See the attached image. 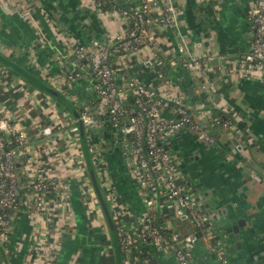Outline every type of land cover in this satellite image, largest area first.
Masks as SVG:
<instances>
[{"label": "crops", "instance_id": "obj_1", "mask_svg": "<svg viewBox=\"0 0 264 264\" xmlns=\"http://www.w3.org/2000/svg\"><path fill=\"white\" fill-rule=\"evenodd\" d=\"M172 1L177 8V26H159L156 43L150 50L139 47L128 55L114 54L115 78L131 95L132 89L125 85L123 77L135 75L150 85L154 82L155 60L164 56L173 81V96L180 98L201 123L217 120L226 124V131L208 150L199 143L195 132L182 129L171 152L181 162L188 180L189 167L199 166L201 156L203 162L198 168L202 185L195 188L191 182L192 191L195 197L211 204V212L219 221L222 217L221 224L230 222L227 216L234 223L243 217L251 220L247 226H252L251 233L245 235L243 229L240 243L229 237L228 226L227 235L221 229L215 237L224 242L230 264H255L253 257L264 245V80L245 74L242 62L255 36L249 14L256 0ZM125 5H138V0H126ZM126 28L121 17L102 14L92 0H0V54L43 84L59 90L78 111L92 106L95 119L85 129L86 139L101 144L108 180L117 191L118 201L124 203L123 208L110 202L107 205L115 224L129 235H136L139 217L148 209L146 194L127 169L109 113L96 106L95 80L87 60L70 51L72 46H89L94 38L106 42ZM180 45L185 49L183 53L178 50ZM194 57L203 61L191 70L184 62ZM0 63L5 66V62ZM8 70L12 82L7 80L0 88V105L12 112L18 125L28 132L31 148L41 161L40 174L48 178L64 176L69 193L67 202L56 210L52 209L54 192L47 191V217L42 218L32 212L27 191L21 185L18 218L7 241L0 243V263L118 264L113 243H103V235L109 236V227L92 191L90 176L79 169L83 149L80 135L79 143L70 131L76 119L74 113L20 72ZM74 71L80 74L74 81L64 79ZM104 196L107 198L105 192ZM171 214L165 210L159 221L168 224ZM173 227L181 233L194 229L188 218L180 224L173 223ZM38 239L45 244L36 243ZM133 264L178 263L172 250L148 245L135 249ZM193 264H220L204 239L196 245Z\"/></svg>", "mask_w": 264, "mask_h": 264}, {"label": "built area", "instance_id": "obj_2", "mask_svg": "<svg viewBox=\"0 0 264 264\" xmlns=\"http://www.w3.org/2000/svg\"><path fill=\"white\" fill-rule=\"evenodd\" d=\"M92 1L102 14L114 18L119 16L127 23L124 31L112 34L106 42L94 38L89 46L70 48L76 57L87 60L90 74L95 80L96 106L109 113L119 135L118 142L122 146L127 169L146 194L148 209L139 217L140 227L136 235H129L119 224H115L122 264H133L135 249L148 245L158 250H172L178 264H193L195 248L200 239L208 243L220 264H230L224 242L212 236L213 223L209 212L204 211L203 204L194 196L181 162L171 152L174 140L182 129L195 132L199 141L213 145L226 124L217 120L201 123L180 98L173 96V81L166 75L168 61L164 56H158L155 60L154 82L150 85L135 75L123 77L125 85L132 89L131 95H127L123 85L117 83L112 66L114 54L128 55L139 47L153 48L159 26H177L176 6L172 0H140L135 6H114L112 10H105L102 7L107 0ZM249 18L255 27V36L243 59V72L255 74L264 80V0H256ZM178 50L180 53L185 51L182 45ZM202 61L201 57H194L184 64L192 70ZM79 75L74 71L64 79L74 81ZM9 77L8 68L0 63L1 89ZM158 81H162L161 84L154 87ZM91 107L79 110L85 128L91 127L95 119ZM168 110L171 111L170 115L167 114ZM77 121L75 119L70 126L76 139L80 135ZM87 142L96 175L107 194V198L104 196L106 202L123 208L124 203L118 201L117 191L108 180L109 170L103 161L101 144L89 139ZM30 144L31 138L18 125L16 116L0 105V243L7 241L8 233L18 218L21 185L32 198V212L42 218L47 217L44 196L47 191L54 192L52 209H60L68 199L69 186L64 176H42L39 172L41 161ZM81 153L83 157L79 155L82 162L79 169L83 172L87 171V165L84 153ZM19 168H23L21 174ZM92 191L96 196L93 185ZM165 210L172 213L166 225L159 221V216ZM183 218H188L194 229L181 233L172 228L173 223L180 224ZM36 243L45 244L42 239L36 240Z\"/></svg>", "mask_w": 264, "mask_h": 264}, {"label": "water", "instance_id": "obj_3", "mask_svg": "<svg viewBox=\"0 0 264 264\" xmlns=\"http://www.w3.org/2000/svg\"><path fill=\"white\" fill-rule=\"evenodd\" d=\"M0 62H5L6 67L12 68L13 70L20 72L25 78H27V80H29V82L38 86L42 91H45V92L49 93L50 95L56 97L57 99L63 101L64 104H66L67 106H69L71 108L72 112L75 115V118L78 119L77 123L79 125L81 145H82V149H83V153H84V157H85V161H86V165H87V171L89 173V176H90L93 188L95 190L96 196L99 200V203L101 205V208H102L104 215H105V218L107 220L109 231H110L112 239H113V245L116 248L117 263L122 264L121 251L119 248V241H118L116 225H115V222H114L113 217L111 215L110 209L107 205V202L105 200V197L102 193L101 184H100L98 177L96 175V171H95L94 164L92 161L91 153L89 150V145H88V142L86 139L85 124L80 118V112L77 109H75V107L63 97V95L61 94V92L59 90H57L53 86L43 84L40 80L33 77V75L29 74L27 71H23L22 69H20L18 66H16L12 62L7 61V59L5 57H3L1 54H0ZM222 132H224V131H221L217 135L216 142L219 138V135H221ZM196 199L199 200L201 204H203V205L205 204L204 205L205 206V210H204L205 212H211V207H210L211 204L207 203L205 199L201 200L200 196L196 197ZM235 207H236V205H235ZM249 212L250 211H248L247 213H249ZM235 213L237 214V211H235ZM231 218H232L231 216L225 217V219H228L230 221L228 226L232 228L233 234L235 235L237 242L240 243L242 230L244 229L246 231L244 233L245 235H250L252 226L247 228L249 223H247L245 218H240L235 223L231 220ZM220 225H221V228H226V226L224 224L220 223ZM226 232L227 231L224 232L225 235H227ZM262 254H264V251L262 252ZM257 264H261V263L257 262Z\"/></svg>", "mask_w": 264, "mask_h": 264}, {"label": "flooded vegetation", "instance_id": "obj_4", "mask_svg": "<svg viewBox=\"0 0 264 264\" xmlns=\"http://www.w3.org/2000/svg\"><path fill=\"white\" fill-rule=\"evenodd\" d=\"M199 143H201V145H203V147H205V149L206 150H208V147H210L211 145H209V144H207V143H203V142H201V141H199ZM201 161V156H199V159L197 160V163H199V166H197V167H194V166H190L189 167V169H188V174H189V176L191 177L189 180H188V183H191V182H193L194 184V186H195V188L197 187V186H199V185H202V183H201V175H200V169L198 168V167H200L201 166V163L203 162H200ZM194 170H195V172H194ZM185 174V173H184ZM186 176V175H185ZM187 177V176H186ZM188 179V178H187ZM190 187H191V184H190ZM198 188V187H197ZM191 189H192V187H191ZM203 207H204V210H205V206L203 205ZM210 213V212H209ZM219 215V214H218ZM219 217H220V215H219ZM244 218V217H243ZM220 219V223H221V221H222V223H223V220H222V217H220L219 218ZM246 219V221H247V223H249V221H251L250 219H248V217L247 218H245ZM233 236H234V238H235V235L233 234ZM236 239V238H235ZM237 242V241H236ZM264 251V245H263V247H262V249L259 251V253L258 254H256L254 257H253V261H254V263L255 264H257V262H259V263H261V264H264V254H262V252Z\"/></svg>", "mask_w": 264, "mask_h": 264}, {"label": "trees", "instance_id": "obj_5", "mask_svg": "<svg viewBox=\"0 0 264 264\" xmlns=\"http://www.w3.org/2000/svg\"><path fill=\"white\" fill-rule=\"evenodd\" d=\"M125 3H126V0H107L106 4L103 5V9L105 10H112L114 6L116 7H120V8H124L125 7ZM140 3V0H138V4ZM165 72H166V75L167 77L170 76V70L166 67L165 68ZM162 81H158L154 84V87L158 86L159 84H161ZM60 130V129H59ZM58 131L57 129H54L53 132H56ZM102 193L104 195V191L102 189ZM103 243L105 244H112L113 243V239H112V236H111V233L109 231V236L107 235H103Z\"/></svg>", "mask_w": 264, "mask_h": 264}, {"label": "rangeland", "instance_id": "obj_6", "mask_svg": "<svg viewBox=\"0 0 264 264\" xmlns=\"http://www.w3.org/2000/svg\"><path fill=\"white\" fill-rule=\"evenodd\" d=\"M201 114H202V112H201ZM204 115V114H203ZM196 117H198L197 115H196ZM77 141L80 143V139H79V137H77ZM21 170V168H19L18 169V171L19 172H21L20 171ZM198 192H199V190H198ZM32 201V198L29 196V202L28 203H30ZM209 217L211 218V220H212V225H211V229H212V236H216V235H219L220 233H219V231L221 230V229H223L224 231H227V229H225V228H221V225H220V222H219V220L217 219V216L215 215V214H213L212 212H210L209 213ZM228 224H229V222L227 223V224H225L226 225V227L228 226ZM228 235H229V237L230 238H232V236H233V230H232V228L231 227H229L228 226ZM234 237V236H233ZM241 238L243 239L244 238V235H243V231L241 232ZM230 242H231V239H230ZM228 253H231L230 251H228Z\"/></svg>", "mask_w": 264, "mask_h": 264}]
</instances>
